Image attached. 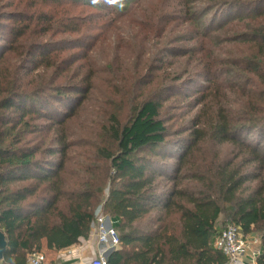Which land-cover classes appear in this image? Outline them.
I'll list each match as a JSON object with an SVG mask.
<instances>
[{
	"label": "trees",
	"instance_id": "1",
	"mask_svg": "<svg viewBox=\"0 0 264 264\" xmlns=\"http://www.w3.org/2000/svg\"><path fill=\"white\" fill-rule=\"evenodd\" d=\"M126 29L98 67L102 36ZM148 38L162 46L147 50ZM222 45L236 51L223 57ZM101 89L108 175L97 188L78 173L73 189L67 135L31 138ZM175 108L194 114L179 126ZM101 204L119 219L108 264H225L214 242L230 224L259 234L264 264V0H0V264H27L44 241L78 245Z\"/></svg>",
	"mask_w": 264,
	"mask_h": 264
},
{
	"label": "rangeland",
	"instance_id": "2",
	"mask_svg": "<svg viewBox=\"0 0 264 264\" xmlns=\"http://www.w3.org/2000/svg\"><path fill=\"white\" fill-rule=\"evenodd\" d=\"M131 1V0H129ZM153 0H151L152 2ZM149 5V4H148ZM151 6V3H150ZM244 30L242 29L241 32ZM130 30H124L119 33H116L115 31L110 30L109 32H106L101 40L100 43L97 44V48L94 49L91 52L92 58H94V61L96 64H98V67L102 66L101 63H104L106 61L115 60L112 58L111 55V47L113 48L115 45L114 39H117L116 34L119 35V37H124L130 33ZM180 31L174 32V34L170 35V39H173ZM97 33L96 35H99ZM116 37V38H115ZM125 38V37H124ZM222 38V37H221ZM132 45V44H131ZM147 50L151 45H155L157 47L162 46V42L158 40H149V38L146 40L145 43ZM194 44H189L188 46L192 47ZM118 47V41L116 42V49ZM128 47H131L130 44H124L123 49H120V60H125L130 54ZM223 51V57L226 56L229 52H234L236 49H233L232 46L229 45H222ZM115 54V53H114ZM113 55V54H112ZM196 64H193L195 66ZM198 65V64H197ZM183 66V67H182ZM182 69L187 67V64L184 63L182 65H176V66H168L165 67V71L169 74H172L176 71H179L180 68ZM192 69V68H190ZM102 73L100 74V77L103 78L104 82L101 84L102 89L105 87V82L109 78H111V75L109 73H105L102 76ZM192 88L196 89L197 85H193ZM102 89L99 92H96L95 95L93 94L92 99L88 103L89 106H84L82 110L76 115L78 116L75 119H71L69 122H67L64 126L61 128H55V130H52L53 132L50 134V132H46L44 134H39L33 136L31 139L32 144H30L32 147H38L40 146L41 138H49V142L46 144L45 147H50L51 145H54L55 137H61L62 134L59 131L60 130L65 135H67V138L73 145H71V150L68 155L69 160L67 163V171L66 175L64 176L65 182L70 186V188H77V186L80 184V180L77 178L78 173H80L82 176L88 180L94 179L96 183L97 188H102V185L106 182V177L108 175V163L102 161L98 155L96 149L100 147V144L103 142V146L105 145L106 141V134L105 132L109 129V124H107V120L105 115L102 114V111L109 110V107L106 106L108 102H103L104 94H102ZM189 92V90H187ZM190 93V92H189ZM61 108L65 109L63 105L60 106ZM126 111L127 108H124ZM123 111V115H124ZM194 114V113H193ZM192 114V115H193ZM191 110L190 108H175L171 111L169 114V119H172L173 122L177 125H182L183 122L181 119L185 117L187 119L186 121H189L191 119ZM124 117V116H123ZM172 122V123H173ZM42 123V122H41ZM39 123L38 125H41ZM88 177V178H87ZM25 186V185H21ZM105 194L106 197L108 195L109 189L106 188L105 184ZM103 208V205H99L97 207V211ZM105 214V213H104ZM106 216V215H105ZM108 217V216H106ZM252 238L254 239H260L258 233H254L252 235Z\"/></svg>",
	"mask_w": 264,
	"mask_h": 264
},
{
	"label": "built area",
	"instance_id": "3",
	"mask_svg": "<svg viewBox=\"0 0 264 264\" xmlns=\"http://www.w3.org/2000/svg\"><path fill=\"white\" fill-rule=\"evenodd\" d=\"M92 232L102 243H105L107 239H110L114 246L119 244L117 231L113 227H108L107 217L104 214L103 208H100L96 212V221L93 223ZM260 244V239H249L243 234L239 226L230 224L218 235L214 242V247L225 256V264H239L245 254L250 252V245L256 246V249L254 251L252 250L251 254L257 259L261 254V251L257 249L260 247ZM27 264L50 263L44 253L38 252L29 255ZM91 264H108L107 256L101 254L99 258L94 260Z\"/></svg>",
	"mask_w": 264,
	"mask_h": 264
},
{
	"label": "crops",
	"instance_id": "4",
	"mask_svg": "<svg viewBox=\"0 0 264 264\" xmlns=\"http://www.w3.org/2000/svg\"><path fill=\"white\" fill-rule=\"evenodd\" d=\"M107 225L108 227L116 229L119 225V219L108 216ZM248 238L252 239V235L248 236ZM117 247L113 245L110 239H107L105 243L100 242L98 237L92 232L88 239H82L78 245L61 251L49 250L46 241H44L43 253L46 255L50 264H91L101 254L108 258ZM260 248L261 244L257 249L260 250ZM255 249L256 246L250 245V252L245 254L239 264H257V259L251 254V251Z\"/></svg>",
	"mask_w": 264,
	"mask_h": 264
},
{
	"label": "water",
	"instance_id": "5",
	"mask_svg": "<svg viewBox=\"0 0 264 264\" xmlns=\"http://www.w3.org/2000/svg\"><path fill=\"white\" fill-rule=\"evenodd\" d=\"M7 248H8V243L6 240V236L2 231H0V262L3 261L5 252L7 251Z\"/></svg>",
	"mask_w": 264,
	"mask_h": 264
}]
</instances>
